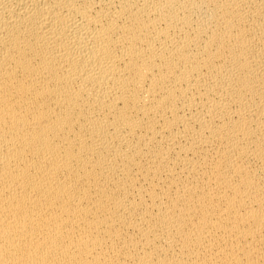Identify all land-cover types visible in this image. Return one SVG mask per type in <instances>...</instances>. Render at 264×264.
Instances as JSON below:
<instances>
[{
	"label": "bare ground",
	"instance_id": "1",
	"mask_svg": "<svg viewBox=\"0 0 264 264\" xmlns=\"http://www.w3.org/2000/svg\"><path fill=\"white\" fill-rule=\"evenodd\" d=\"M0 264H264V0H0Z\"/></svg>",
	"mask_w": 264,
	"mask_h": 264
}]
</instances>
